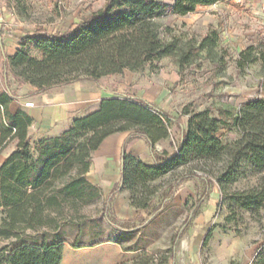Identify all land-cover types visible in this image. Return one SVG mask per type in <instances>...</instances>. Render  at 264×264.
<instances>
[{"label": "trees", "instance_id": "obj_1", "mask_svg": "<svg viewBox=\"0 0 264 264\" xmlns=\"http://www.w3.org/2000/svg\"><path fill=\"white\" fill-rule=\"evenodd\" d=\"M218 1L173 0L167 4L160 0H105L101 8L64 30L26 33L20 48L7 57L6 67L17 83L31 85L36 93L81 79L97 81L125 69L138 71L175 50L173 43L159 37L157 18L168 13L185 16L199 5ZM213 34L211 42L215 43L217 36ZM208 44L206 36L201 46ZM30 48L39 55H31ZM259 59L264 62V55ZM260 86L264 90V77ZM6 91H0V153L12 142L14 147L0 164V240L7 241L0 248V264L61 263L66 240L58 230L72 224L65 207L70 204L78 213L81 206L99 201L101 191L88 182L85 173L91 154L109 134L129 130L131 135L145 138L153 164L144 163L122 147L120 182L102 207L104 215L107 204L123 190L129 193L132 206L149 210L157 194L153 183L178 166L184 167L185 174L173 180L162 195L164 200L190 177L207 186L215 180L222 191L226 183L235 180L233 170L242 161L264 170V98L242 103L233 119L239 137L231 142H223L218 135L228 127L226 112L219 111L218 117H213L209 108L197 112L184 109L181 114L187 119L182 124L179 118L140 97L123 95L102 99L95 111L75 118L58 136L42 138L33 146L28 137L32 119L21 109L9 110L16 96ZM164 140H171L170 151L163 148L156 152L155 145ZM217 162H224L217 174L210 168L203 170V166ZM196 169H202L206 176L198 175ZM65 176L69 179L62 181ZM20 195L25 196V205L16 208ZM240 197L245 208L257 209L264 201V186L260 191L247 190ZM152 215L148 214L149 219ZM184 225H190L187 217ZM210 235L211 230L204 244ZM98 243L92 238L88 245ZM70 246L82 247L78 236ZM260 257L264 263V250Z\"/></svg>", "mask_w": 264, "mask_h": 264}, {"label": "rangeland", "instance_id": "obj_2", "mask_svg": "<svg viewBox=\"0 0 264 264\" xmlns=\"http://www.w3.org/2000/svg\"><path fill=\"white\" fill-rule=\"evenodd\" d=\"M103 3L104 0H0V15L7 21L5 24L1 20L0 28L7 26L9 31L22 34L64 30ZM155 22L159 37L174 44L173 53L138 71L118 75L116 80L132 79L134 96L179 118L182 124L187 119L181 114L184 109L197 112L209 108L213 117H218L219 111L226 112L228 127L218 135L223 142L234 141L239 132L233 119L242 103L264 98L260 86L264 62L259 59L264 55V2L220 0L199 5L185 16L168 13ZM213 32L217 36L215 43L211 42ZM206 36L209 44L201 46ZM29 53L39 55L32 48ZM130 90L125 93L131 94ZM170 142L157 143L155 151H170ZM13 147L14 142L9 144L10 149ZM209 164L203 170L210 168L214 174L224 166V162ZM183 168L178 166L153 183L157 194L145 217L120 220L110 207L104 215L105 203L100 199L81 206L78 213L67 204L65 212L72 224L58 230L66 240L60 264H194L195 260L200 264H264L260 257L264 250V201L257 209L245 208L240 201L247 190L262 189L264 170L242 161L233 170L235 180L226 183L222 191L215 180L207 186L201 179L190 177L176 185L171 198L164 200L162 195L173 180L185 174ZM203 170L195 171L206 176ZM68 179L65 176L62 181ZM180 186V200L173 201ZM23 201L24 195L18 196L15 207L23 208ZM208 203L212 206L205 222L201 221L198 229L185 227V218L192 225L191 216L207 208ZM149 213L153 214L150 219ZM209 230L211 235L204 244ZM77 236L82 247L72 248ZM92 238L100 243L89 246Z\"/></svg>", "mask_w": 264, "mask_h": 264}, {"label": "crops", "instance_id": "obj_3", "mask_svg": "<svg viewBox=\"0 0 264 264\" xmlns=\"http://www.w3.org/2000/svg\"><path fill=\"white\" fill-rule=\"evenodd\" d=\"M2 17L0 15V21L2 20L6 24V18ZM3 32L0 36V91L8 90L16 96L9 104V110L12 113L21 109L31 117L32 123L28 127V137L33 146L42 138L58 136L70 127L75 118L95 111L102 99L123 95L134 97L132 79H129V82L116 80L118 75L133 72L127 69L121 74L103 76L97 81L81 79L36 93L35 88L31 85L17 83L6 67L7 57L13 55L20 48V37L25 34L20 31L13 33L8 30L7 26L4 27ZM129 88L132 93H125V91H129ZM123 146L127 153L146 164H153L145 138L131 135L129 130L107 135L91 154L89 168L85 173L88 182L100 189L102 203H106L110 192L120 182V156ZM12 149L8 145L0 153V164ZM182 189L183 186H180L178 192L174 194L173 201L180 200L181 196L178 195H181L179 193ZM24 205L25 199L22 203L23 207ZM107 206L120 220L146 216L144 209L136 208L130 204L129 193L125 190L116 193ZM211 206L210 203L207 208H203L202 211L191 216L192 225H189L191 230L198 229L197 226L201 221L205 222ZM5 244L6 241L0 240V248ZM194 264L200 263L195 260Z\"/></svg>", "mask_w": 264, "mask_h": 264}, {"label": "built area", "instance_id": "obj_4", "mask_svg": "<svg viewBox=\"0 0 264 264\" xmlns=\"http://www.w3.org/2000/svg\"><path fill=\"white\" fill-rule=\"evenodd\" d=\"M261 1H263V2H264V0H261Z\"/></svg>", "mask_w": 264, "mask_h": 264}, {"label": "water", "instance_id": "obj_5", "mask_svg": "<svg viewBox=\"0 0 264 264\" xmlns=\"http://www.w3.org/2000/svg\"><path fill=\"white\" fill-rule=\"evenodd\" d=\"M24 199H25V196H24Z\"/></svg>", "mask_w": 264, "mask_h": 264}]
</instances>
